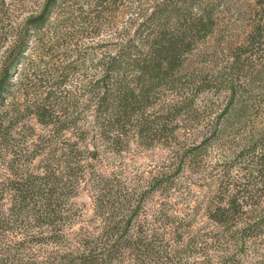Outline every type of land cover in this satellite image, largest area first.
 Instances as JSON below:
<instances>
[{"label":"rangeland","instance_id":"1","mask_svg":"<svg viewBox=\"0 0 264 264\" xmlns=\"http://www.w3.org/2000/svg\"><path fill=\"white\" fill-rule=\"evenodd\" d=\"M45 1L6 0L0 13V81L10 76L0 97L6 139L0 138V203L10 207L20 198L21 184L46 170L67 173L70 166L59 201L65 218L57 228L42 229L49 237L44 242L30 238L41 236L37 229L4 233L0 250L11 255L0 253V261L64 264L75 250L103 244L98 236L106 215H119L110 200L132 204L145 191L142 217L165 211L185 219L206 212L219 196L238 194L246 207L242 221H264L262 180L250 173L264 147V0H67L42 29L28 30L27 17L37 15ZM167 28L186 31L190 45L168 78L150 89L143 115L134 113L124 128L108 126L97 105L111 82L102 79L110 58L126 46L131 62L145 57ZM256 28L260 35L242 54L238 47ZM175 105L183 109L176 126L169 121L174 133L154 129L149 137L148 126L172 114ZM235 108L246 118L224 124L222 116ZM254 134L263 141L249 149ZM168 170L175 174L171 187L151 188ZM206 223L204 213L195 221ZM24 239L29 242L18 245Z\"/></svg>","mask_w":264,"mask_h":264},{"label":"trees","instance_id":"2","mask_svg":"<svg viewBox=\"0 0 264 264\" xmlns=\"http://www.w3.org/2000/svg\"><path fill=\"white\" fill-rule=\"evenodd\" d=\"M66 1L46 0L37 15L27 17L28 30L30 28L36 31L42 29L56 10H65L63 4ZM56 5H58L57 8ZM5 7L6 0H0V13L6 9ZM173 10L179 12L180 8L179 10L173 8ZM181 14L182 12L179 15ZM209 14V11H205V16ZM182 16L184 17V14ZM198 22L203 29L207 28L208 23L203 18L199 19ZM167 29L149 45L150 53L145 57L141 56V59L131 62L128 46H126L118 55L110 58L111 61L106 66L105 76L102 79L106 82L111 80V82L104 86L103 95L100 96L97 105L98 109L101 110L100 115L103 113L107 115L108 126L124 128L134 113L143 115L141 104L148 102L151 95L150 89L168 78L175 65L178 64L182 51H185L184 48L188 46L186 44L190 45L186 41L188 36L186 31L175 34L171 32L172 30ZM260 33L261 31L254 29L253 32L249 33L246 41L238 47V50L244 54L248 42H252ZM192 37L194 40L195 36ZM238 58H241L240 54ZM126 70H131L135 76L129 79V75L125 73ZM22 76L25 77L24 74ZM9 80L10 76L2 77L0 97L8 90ZM25 81L20 86H23ZM131 84L134 85L131 86ZM145 87H149V89L145 90ZM190 101L189 99L188 103L185 104L188 105ZM241 105L244 107V103ZM174 107L172 114H161L155 118V125L148 126L149 137L153 136L154 129L160 130L165 136L167 132L174 133L175 127L169 128V121L172 120L176 126L177 114L183 109L181 107L178 110L176 105ZM241 111L242 108H235L227 114L223 113L226 115L222 117H227L223 123L233 125L234 119L237 120L243 116L246 118L244 113H240ZM243 111L245 112L244 109ZM0 124V138L6 140L5 137H2L4 135L2 122ZM121 134L119 133V136ZM248 141L249 149H253L263 140H256V134H254L250 136ZM260 154L261 156L258 157L259 166L251 168L250 173L254 177H259L264 187L263 146ZM45 172L44 175L32 177L27 184H21V187H18L20 198H14L10 207L2 208L0 203V238L3 237L4 233L6 236L10 231H16L19 228L23 230L37 229L38 231L41 230V236L36 238L31 234L30 238L44 242L49 237L43 234L44 230L42 229L45 227L57 228L61 225V220L65 217L61 213L59 201L65 194L64 189L67 187V182H63L66 171L64 173L55 170L54 173H47L46 170ZM67 173L66 175H71L70 166ZM163 173L161 178L158 177L160 178L158 181H152L151 188L163 191V185H165L164 189L171 187V179L172 177L174 179L175 174L170 170ZM241 189L239 190L240 193ZM146 193L148 191L140 192L132 204L123 203L121 200L120 202L119 200H110V206L115 207L117 205L119 215L118 217L106 215L103 232L101 236H98L104 241L103 244L93 245L79 254H75V250L74 254L66 258L64 264H264V221L256 220L250 223L242 221L246 217V207L242 204L238 194H234L228 200L219 196L220 200L218 199L215 204H211L206 212H202L205 214L207 223L196 226L195 221L202 213L197 212L192 217L184 219L172 212L159 211L150 216L146 214L147 216L142 217L141 212L146 207ZM248 197L252 203L257 202L253 201L255 196L252 193ZM100 205L103 206L104 203ZM258 208H261L260 205H257L255 210L250 212L257 211ZM158 224H164L167 228L166 231L161 230ZM170 236L174 241L182 244L181 247L175 248L176 246L172 244ZM28 242L24 239L18 242V245H26ZM87 242L91 241L87 240ZM4 251L0 250V253L11 255L10 249H8V253ZM183 254L187 255L186 258L183 257ZM190 258L197 261L192 263ZM2 259L3 256H0V260ZM14 261L15 259L10 264H20L19 262L14 263ZM0 264L5 263L0 261ZM21 264L36 263L22 262Z\"/></svg>","mask_w":264,"mask_h":264}]
</instances>
